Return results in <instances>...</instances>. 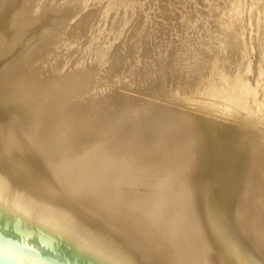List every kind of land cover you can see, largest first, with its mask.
Instances as JSON below:
<instances>
[{
	"label": "bare ground",
	"instance_id": "obj_1",
	"mask_svg": "<svg viewBox=\"0 0 264 264\" xmlns=\"http://www.w3.org/2000/svg\"><path fill=\"white\" fill-rule=\"evenodd\" d=\"M73 7L0 0L7 236L63 264H264V77L239 70L249 44L231 36L192 80L170 58L156 86L143 55L56 26Z\"/></svg>",
	"mask_w": 264,
	"mask_h": 264
},
{
	"label": "rangeland",
	"instance_id": "obj_2",
	"mask_svg": "<svg viewBox=\"0 0 264 264\" xmlns=\"http://www.w3.org/2000/svg\"><path fill=\"white\" fill-rule=\"evenodd\" d=\"M68 1L72 7L75 6L73 10L63 15L62 21L63 19L67 21H60L61 23L58 22L56 26L63 27L64 30L69 27L67 33H76L78 36L84 34L83 39L81 36L77 39L78 42L80 40L79 46L93 43L94 46L110 44L113 52L124 49L126 55H131L135 59L145 57L143 60L147 59L146 62L153 63L152 71L145 67L146 75L156 86H160L163 79L159 70L169 65L170 58L177 62L178 74L186 75L192 80L197 68L204 64L202 60L210 58L211 52L227 43L231 36H234L241 45L249 44L246 59L239 65L241 73L251 83L264 77V0ZM95 7L98 10L94 9ZM76 13L79 14L77 18ZM68 18L71 21L74 19L73 22L71 23ZM80 18H85L87 23L85 33L71 28ZM59 33L54 32L50 38L55 39ZM45 46V43L41 44L37 53L39 54ZM195 50L200 51L198 60L190 57ZM222 53L225 54L226 50H222ZM246 65L250 66L249 71L245 70ZM133 75L135 78L140 76L137 73ZM134 77L132 78L136 81Z\"/></svg>",
	"mask_w": 264,
	"mask_h": 264
},
{
	"label": "water",
	"instance_id": "obj_3",
	"mask_svg": "<svg viewBox=\"0 0 264 264\" xmlns=\"http://www.w3.org/2000/svg\"><path fill=\"white\" fill-rule=\"evenodd\" d=\"M0 264H63L60 260L15 244L0 225Z\"/></svg>",
	"mask_w": 264,
	"mask_h": 264
}]
</instances>
